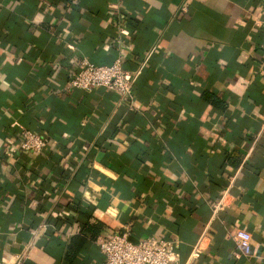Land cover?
<instances>
[{
    "label": "crops",
    "instance_id": "1",
    "mask_svg": "<svg viewBox=\"0 0 264 264\" xmlns=\"http://www.w3.org/2000/svg\"><path fill=\"white\" fill-rule=\"evenodd\" d=\"M263 19L264 0H0V264H105L98 242L126 230L178 241L180 264L199 239L192 264H264ZM119 55L133 99L68 87ZM88 219L105 227L70 262Z\"/></svg>",
    "mask_w": 264,
    "mask_h": 264
},
{
    "label": "built area",
    "instance_id": "2",
    "mask_svg": "<svg viewBox=\"0 0 264 264\" xmlns=\"http://www.w3.org/2000/svg\"><path fill=\"white\" fill-rule=\"evenodd\" d=\"M262 25L264 26V19ZM139 74L140 71L126 69L120 55L111 63H97L89 57H84L77 67L72 68L68 87L76 90L106 88L120 93L124 98L133 99V85ZM134 107L133 102L131 108ZM20 133L23 137L20 143L22 150L38 154L47 152L49 142L39 132L21 126ZM229 195V189L222 193L215 203L214 215L227 206ZM98 244L105 256V264H180V253L177 251L179 243L168 238L150 236L135 241L126 230L105 237ZM240 245L243 251L249 252L251 243L248 239L242 238ZM203 249L202 239H199L185 264H192L195 258L202 255ZM26 257L25 251L14 254L7 264H23Z\"/></svg>",
    "mask_w": 264,
    "mask_h": 264
},
{
    "label": "trees",
    "instance_id": "3",
    "mask_svg": "<svg viewBox=\"0 0 264 264\" xmlns=\"http://www.w3.org/2000/svg\"><path fill=\"white\" fill-rule=\"evenodd\" d=\"M205 98L222 110L226 108L225 101L212 91H206ZM233 164L239 165V162L233 161ZM104 227L105 225L102 221H92L88 219V221L82 222L81 232L74 235L68 244L66 259L73 262L81 250L87 245L88 240L96 241L100 238L101 231Z\"/></svg>",
    "mask_w": 264,
    "mask_h": 264
}]
</instances>
